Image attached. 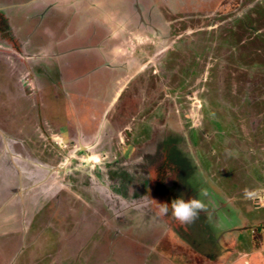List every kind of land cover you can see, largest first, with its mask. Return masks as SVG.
<instances>
[{
    "label": "flooded vegetation",
    "instance_id": "af4514ba",
    "mask_svg": "<svg viewBox=\"0 0 264 264\" xmlns=\"http://www.w3.org/2000/svg\"><path fill=\"white\" fill-rule=\"evenodd\" d=\"M106 12L116 19H104ZM29 26L32 29L27 31ZM259 26H264V0H0V165L9 168L5 174L0 173V183L9 180L14 186L12 190L5 186L4 190L0 189V203L4 204L0 205V235L14 232L25 239L33 215L44 209L57 213L65 210L71 200L78 197L77 192L101 207V212L92 211L94 215L90 220L96 222V214L100 218L117 216L113 227L102 228L99 220L93 231L104 243L110 241L109 235L122 238L123 246L118 243L120 250L127 243L133 247L129 252L135 259L127 257L125 262L121 250L115 264H142L143 256L137 253L150 251V238L154 243L161 238L170 244L177 241L176 245L184 250H180V257H186L185 253L189 256L186 250L198 253L197 258L191 256L189 264L213 263V258H201L204 256L197 248L213 239L209 230L226 232L217 220L220 222L221 216L231 211L238 213L236 229L243 228L244 233L249 230L248 235L255 230L264 235V206L258 210L260 206L257 205L252 215L250 212L248 216L242 214L241 219L238 207L228 204L230 196L218 186L219 177L209 175L212 166L215 167L213 172H219L222 167L216 158H211L212 149L208 153L202 146V126L197 128L192 121L195 95L205 96L203 93L210 87L204 76L203 52L222 58L236 54L248 61L250 48L246 40L252 32L253 43L258 44L255 39L262 31L254 32L251 28ZM261 35V42H264V34ZM260 46L264 47V43ZM73 55H81L82 68L74 69ZM211 56L207 60L213 59ZM213 61L212 70L217 77H213L212 89L219 90L221 61ZM229 68L231 75L237 72V68ZM198 73L199 80L191 77ZM235 84L236 79L228 78L229 87ZM138 91L150 94V113L146 118L138 113V108L130 105V101L138 99ZM229 95L224 103L226 107L218 101L212 102L213 97H210V105L204 100L199 104L205 113L207 127L204 130H210L213 144L218 142L220 148L229 147L226 154L222 153L228 160L230 155L239 157L231 159L230 163L242 158L248 161L246 165L255 168L250 158L255 156L260 169V178H256L255 184L257 188L262 186L257 194L264 195V148L247 142L246 135L241 132L242 124L236 129L232 118L225 120L239 107L233 100V93ZM250 97L252 94L247 95V102L251 104L253 98ZM219 106L223 109V117L219 116ZM171 112L174 115L170 116ZM156 118L157 123L163 119L168 125L153 126ZM133 119L138 124L131 127ZM230 124L233 129L227 127ZM256 127L254 141L264 130L260 125ZM141 138H146L148 143L143 142L139 148ZM26 139L30 146L25 144ZM237 140L243 147L251 146L240 151L234 147ZM140 151L153 153L151 158L156 160L166 155L165 170L169 169V174H162L158 179L160 189L157 193L161 200L151 191L157 180L151 178L150 167L144 171L143 164L131 163L138 159ZM183 160L189 165L181 170ZM123 163L131 167L129 172V168L119 166ZM44 167L51 171L61 168V173L51 172L49 178ZM139 172L145 182L138 191L132 178ZM227 174L228 179H232L229 178L231 172ZM60 177L62 181L66 179L67 184H59ZM212 180L219 193L208 196V187L201 186H208L207 182L211 184ZM33 182H38L39 187H33ZM107 182L113 192L105 188ZM58 186L60 188L53 193ZM251 193L243 196V201ZM107 195L122 202L118 214L104 203L103 196ZM181 195L186 200L200 199L206 206L191 224H181L170 214L165 217L159 212L160 204L170 203ZM9 198L13 200L8 203ZM15 206L19 225L1 221V217L7 216ZM26 217L31 218L29 225L24 224ZM254 219L260 220L252 223ZM226 228L230 230L231 226ZM42 235L40 232L32 240L35 242ZM237 237L244 238L241 233H237ZM31 246L29 257L33 262L38 256L37 251H33L35 245ZM78 246L80 244L75 250L79 251ZM20 249L17 245L9 255L0 251V264H5L6 260L16 264L13 262ZM245 256L251 257V254ZM51 257L47 259L49 264H55ZM250 257L247 263L235 260L230 264H255ZM221 260L227 264L226 258ZM44 261L41 262L44 264ZM94 264H107V261L94 259Z\"/></svg>",
    "mask_w": 264,
    "mask_h": 264
},
{
    "label": "rangeland",
    "instance_id": "374dc122",
    "mask_svg": "<svg viewBox=\"0 0 264 264\" xmlns=\"http://www.w3.org/2000/svg\"><path fill=\"white\" fill-rule=\"evenodd\" d=\"M30 29H32L31 26L27 28V31H29ZM251 29L254 32H256V30H261L262 33L261 32L260 33L264 34V26H259L255 28L252 27ZM261 34H259V37L255 39V42L258 43L256 45H254L253 43L254 41L253 39L255 38V36L254 37L251 36L252 32H251L250 38L246 40L248 41V46L250 48L249 49L250 58L248 61H245L246 60L245 57L243 56L239 57L236 54L231 56V58L229 56H225L224 58H222V57H218L217 55L216 56L213 55L212 57L208 51L203 52V55H204L203 61L206 63L205 64L203 62V66L206 67L205 68L206 73L204 76H206L207 80H209L210 87H209L208 92L205 91L203 93L205 94V96L200 97L199 95H195L196 99H194L193 101L194 102L193 105L195 106H194V118L192 119V121L196 124L197 128H200L201 126L203 128V131H202L203 134L201 137L203 140L202 146H204V148L206 149V151H208V153L209 152L211 153L210 148L212 149L213 156L211 158H216L217 160L216 162H218L220 167H222L219 172L218 171L213 172L215 167L212 166L209 175H212V176L215 175L216 177H219L218 186L222 187V190L227 194V197L230 196L228 200V204H230L232 208L238 207V212H239V216H241V219H242V214L243 215L245 214L246 216H248V213L250 212L252 215L253 212L256 211L254 210L255 208H258L260 206V209L258 210H261V208L264 206V195L257 194L260 191L259 188H262V186H259L257 188V184H255L257 180L256 178L258 179L260 178L259 163L254 155H252L250 158L252 162L254 163L255 168L252 166L246 165L248 161L243 160L242 158L235 160V162L230 163L229 161H231V159L239 158V157L230 155L228 156L229 157V160H228V158L223 156L222 153L226 154L229 147L225 146L224 148L223 147L220 148L218 146L219 145L218 142H215V144L212 143V140H210L209 138L210 130L209 129L204 130V128L207 127V125L205 124V113L202 112L203 110L202 108H200L199 104L201 103L202 105V101L204 100L205 103H208L210 105L209 103L210 97H213L212 102L218 101L221 104V106L226 107L227 104H224V103L228 100L230 96L229 93L232 92L233 100H235L236 104L239 107L234 112H230L228 116L226 114L227 118L225 120H228V118H232V121L234 122V127H236V129L237 128L239 129V125L242 124L241 132L244 133L243 134L244 136L246 135L247 142L256 143L258 146L264 148V130L259 132V135L257 136L256 141H254L255 130L257 128L256 125H260L264 127V106H263L264 105V74H263L264 72L261 71V70H264V47L260 46L261 43H264V42H261L262 36H263ZM210 56L213 59L221 61V68L219 70L220 72L219 82H222V85L220 87L221 89L219 90L212 89V85L214 83L213 77H215L216 74L214 75L213 73L214 69L212 70V66L215 64V62L213 61V59L207 60V57H210ZM80 58H81V55L80 56L73 55L72 57L73 60L75 59L74 61L75 70L82 68V63H81ZM69 59H71V55ZM247 62L249 63V66H246ZM219 66H220V63H219ZM229 66L233 68H237V72L236 73L233 72V74L231 75ZM201 72L202 73L204 72V68L201 70ZM191 77H197L199 80L201 75L198 73L197 75L193 74ZM228 78L236 79V84L233 87L231 86L229 87L227 85ZM191 80L192 82L198 81L196 79H191ZM231 89L233 91H231ZM248 90L251 91V93H248L247 92ZM254 90H256L255 92L257 93L255 92L253 93ZM199 91L201 90H198V92ZM145 93L144 91H138L136 94L138 99H134L133 101H130L131 103L130 105L133 106L135 109L138 108L139 110L138 113L143 114L144 118H146L147 115L150 113V106H148L150 102L149 100L150 94L149 92L146 94ZM250 94H252V98H253L252 99L250 97L252 99L251 104L247 102V95H250ZM161 105H162V102H161ZM221 106H219L218 112L221 114L219 116L223 117V109L220 108ZM171 115H174V113L171 112L170 116ZM133 120L134 121L130 122L131 127L138 124V122H136V119H133ZM224 124L225 123H223V125ZM152 125L155 127L156 126L161 127V126H167L168 124H166L165 121H163V119L159 120V123H157V118H156L155 121H152ZM178 126L182 127V124H178ZM227 127H229L230 129H233V125L231 124L228 125ZM11 136H14V134ZM15 136H18L17 133H15ZM236 138L237 137H235V139ZM145 140L146 138L139 139L138 141L139 148L141 145H143V142L148 143V141H145ZM157 140L158 139L156 135L155 142H157ZM200 140L201 139H199L198 142ZM240 140H237L236 142H234L235 144L234 147L237 149H240V151H242L244 147L248 149L251 146L250 144H247L246 146L243 147ZM24 142L25 144H29L30 146V142H28L27 139ZM212 145L216 147H213ZM226 145H228V143ZM11 146H14V142ZM231 146L233 147V145ZM142 151L139 152L138 159L135 158V161H132L131 163L139 162L143 164L144 171H146L148 167H150L151 178L153 179L155 177L156 180L160 182L158 179L162 178V174H165V175L169 174V169L165 170L166 155H164V157H158V160H156V158H151V156H153V153L151 154L146 153V152L141 153ZM218 151H222V152L216 153ZM156 162H160L159 164L161 165L158 164L155 166ZM187 165H189L188 161L183 160L182 164H180V169L183 170V168L187 167ZM119 166L122 169H124L125 167L129 168L127 172H129L131 168L130 166L127 165V163L120 164ZM144 171H143V174L145 175ZM228 172H231L229 178H232V179L230 180L228 179V174H227ZM117 174L118 173H115L114 175H117ZM141 174L142 173L139 172L138 175H135L132 178L138 185V188H139L138 191L142 189V186L145 182V177L143 175L141 176ZM263 175H264V171H262V176ZM212 178H214V176ZM118 179L121 180L119 177ZM59 181H60L59 184L61 185L67 184L66 179L62 181L61 177ZM108 183L110 184V182H107L105 184V188H110L111 191L113 192L114 190L110 187ZM207 184L209 185L207 186L206 184H202L203 186L201 187L202 188L208 187V190H207L208 196L210 195V193L212 195L214 194L217 195L219 193L218 186L216 185L215 181L213 182L212 180L211 184L209 182H207ZM32 185L33 187H35L34 182L32 183ZM77 185L79 187L82 186V184H79V183ZM228 191H231V192L229 193ZM250 191H252V193L249 195V197L245 201H243L242 199L243 196L247 195V193ZM76 195H78V197L73 199V202L71 200V202L68 204L69 207L66 206L65 210H61L63 212L58 211L57 213V212H53L52 210L44 209L42 210L41 213H37L36 216L34 215L32 216L33 217L32 223H31V218L29 217L24 218L23 220L26 222L24 223L25 225H29L31 223L30 232L27 230L28 233L25 239L20 238L18 234L16 235L14 234V232L12 233L10 232L2 236L0 235V243H2L0 244V246H2V249L0 248L1 253H4L5 255L6 254L9 255V253H11L9 252L11 249L16 248L17 245H20L21 249L19 250L20 251L19 255L17 256V259L14 260L15 262H13L16 264H32L34 261H38L37 264H43L41 262L43 260H45L44 264H49L47 259L51 256H52L51 259L54 260L55 264H60L59 260H61V263H66V264H71L72 261H74V263L72 264H94V259H101V258H104V261L105 262L107 261V264H115L116 262H118V259L120 258L121 250L123 251L122 256H125L123 257L125 262L128 261L127 257L131 260L135 259V256L133 257L131 253L129 252V250L133 248L129 245V243L125 244L124 247L121 248V250L119 249L120 246H123L124 240L122 238L118 239L116 235H109L108 238L110 239V241H107L108 244H106L107 242L105 241L106 243H104V240L100 237L99 234L97 236L94 235L93 231L96 228V225L98 224L97 222L99 220H101V224L99 225L102 228L103 227L106 228L110 226L113 227L114 224L116 223L115 218L117 216L116 217L114 216L111 218L110 216L103 215L100 218V215L96 214V219H97L95 220L96 222H94L93 220H90L92 214L94 215L92 211L101 212V207L97 204L98 202L87 200V196L81 192H77ZM103 197L105 199L104 203L108 204V206L111 208L110 210L114 214H118L119 210H121L120 205H122V202L121 201L118 202L117 198L114 196L110 197L107 195L106 197L105 196ZM233 198H238L239 201L237 202L231 201ZM14 208H16V206ZM24 211L25 209L23 208V212ZM222 212H224V210H222ZM10 214H15L16 217L13 218L14 215H12V219H9ZM51 214H53V216ZM5 215L1 217L3 218L1 221H3L4 223L8 222L11 224L13 223L17 224L18 217H19L18 208L14 209V212H10V213L8 212L7 216ZM237 215L238 213L231 211L229 212V215L221 216L220 222L219 220H217V223H220L219 225L222 226V230L224 229V231L226 232H218L216 231L215 228L213 230H209V232H212L210 233L211 238L213 237V239H216V241L213 242V239L212 240L210 239L208 243H203L202 246L197 248V250H199V252L204 256L201 258H205V256L209 258H213L212 259L213 263H210V264H224L221 259H225V258L226 260L224 262H227V264L235 262V260L239 262L247 263L246 261H248V257L250 256H245V255L246 253H249L251 254V257H250L251 261L255 262V264H259V263L264 264V235L263 233L260 231L257 232L255 230L252 234L248 235L249 230H247V232L244 233L243 228L236 229L235 226L238 225V220H239ZM255 216L258 217L259 215H255ZM23 220L21 222H23ZM258 220L254 219L251 222L255 223ZM151 221L153 220L150 219V222ZM18 225L19 224H17V226ZM209 225H211V223ZM241 225L242 224H240V227H242ZM204 226L205 225H203V227ZM225 226H231L230 228L231 231L228 228L225 229ZM71 229L73 231H71ZM262 229L264 231V227ZM40 232H43V235L41 237H37V240L34 242L32 240L34 238L33 236H36ZM91 233L93 234L91 235ZM237 233H241L242 237L246 239L244 240V238H238ZM109 234H110V231H109ZM233 237H235V240ZM99 239H101L102 241H100ZM32 241L34 243H32ZM176 242L177 241H173V244L172 243L170 244L168 243V241H166V239L161 238L160 241H156L154 243V239L150 238V242H149L150 251H146L143 253H137V254H140L143 256L142 264H180V263L189 264L192 259L191 256H193L194 258L198 257L199 255L198 253L194 254L193 251L190 252L186 249H185L186 252H189L188 253L189 256L185 253L186 257L184 256L180 257L179 256L180 250L181 251H184V250H182L181 247H178L176 245ZM118 243L120 244V246H118ZM184 243L187 244V242L185 241ZM31 244L35 245L33 251H37V256H38L33 259V262L30 261V257H29L31 254L30 250L32 248ZM78 244H80V246H78L80 248L79 251H78V248L75 250ZM95 244H98V245L95 246ZM169 249L171 252H169ZM216 259H218V262H215L217 261ZM9 263H10L9 260H6L5 264H9Z\"/></svg>",
    "mask_w": 264,
    "mask_h": 264
},
{
    "label": "clouds",
    "instance_id": "9594fccd",
    "mask_svg": "<svg viewBox=\"0 0 264 264\" xmlns=\"http://www.w3.org/2000/svg\"><path fill=\"white\" fill-rule=\"evenodd\" d=\"M205 204L197 198L185 199L183 195L171 200L170 203L160 204V214L167 217L169 214L174 220L181 224H191L198 217L201 211L205 210Z\"/></svg>",
    "mask_w": 264,
    "mask_h": 264
},
{
    "label": "crops",
    "instance_id": "0c3cea01",
    "mask_svg": "<svg viewBox=\"0 0 264 264\" xmlns=\"http://www.w3.org/2000/svg\"><path fill=\"white\" fill-rule=\"evenodd\" d=\"M111 17H112V18H111ZM110 18H111L112 20H115V19H116V16H113L112 13L106 12V13L104 14V19L109 20ZM0 166H1V165H0ZM6 167H7V166L2 165V166L0 167V173L5 174V173L8 171V169H9L8 167H7V168H6ZM10 171H11V170H10ZM14 173H15V172H14ZM18 173H19V172H18ZM18 173H16V175H18ZM8 177L10 178L11 175L9 174ZM1 178H2V177H1ZM5 178H6V177H5ZM9 178H8V179H9ZM3 179H4V177H3ZM5 182H6V183H5ZM5 182H4V180H3V182L0 183V189H3V190H4L5 187H7V188H9V190H12L11 187H14V186L11 185V182H13V181H10V182H9V180H8V181L5 180ZM7 182H9V183L7 184ZM4 184H5V185H4ZM4 186H5V187H4ZM8 192H10V191H8ZM12 200H13V198H9V199H8V203L11 202ZM8 203L5 202V205L8 204ZM0 205H1V203H0ZM3 205H4V204H3ZM3 205H1V206H3ZM24 209H25V208H24ZM12 210L14 211V208H13ZM13 211L10 210V212H13ZM10 212H9V213H10ZM15 213H16V212H15ZM12 215H14L13 218L16 217L15 214H10V215H9V216H10L9 219H12Z\"/></svg>",
    "mask_w": 264,
    "mask_h": 264
},
{
    "label": "water",
    "instance_id": "95a60500",
    "mask_svg": "<svg viewBox=\"0 0 264 264\" xmlns=\"http://www.w3.org/2000/svg\"><path fill=\"white\" fill-rule=\"evenodd\" d=\"M11 154H13L12 151H11ZM17 160H18V158H17ZM1 166H2V165H1ZM60 167H61V166H60ZM42 169H43L44 173H45V172L48 173V177H49V178H51V176L49 175V174H51V172H52V173H53V172H55V173H61V172H60V169H61V168H59V169H55V170H52V171L50 170V168H46V167H44V168H42ZM17 170H18V169H17ZM18 171H19V170H18ZM43 171H42V172H43ZM42 172H40V173H42ZM45 177H46V176H45ZM45 177H44V178H45ZM39 179H40V181L42 182L43 179H42L41 176H40ZM34 184H35V187H37V186L39 187V183H38V182H34ZM41 185H43V184H41ZM59 188H60V186H58L55 190H53V193H55L56 190L59 189ZM1 205H2V203H1Z\"/></svg>",
    "mask_w": 264,
    "mask_h": 264
},
{
    "label": "trees",
    "instance_id": "16d2710c",
    "mask_svg": "<svg viewBox=\"0 0 264 264\" xmlns=\"http://www.w3.org/2000/svg\"><path fill=\"white\" fill-rule=\"evenodd\" d=\"M153 183H154V185L152 186L151 191H152L154 196H157L158 200H161L160 193L159 194L157 193L158 192L157 189H160L159 182L158 181H154Z\"/></svg>",
    "mask_w": 264,
    "mask_h": 264
}]
</instances>
